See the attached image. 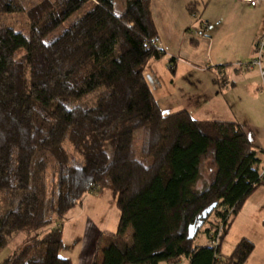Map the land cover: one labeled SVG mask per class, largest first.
<instances>
[{
    "label": "trees",
    "instance_id": "trees-1",
    "mask_svg": "<svg viewBox=\"0 0 264 264\" xmlns=\"http://www.w3.org/2000/svg\"><path fill=\"white\" fill-rule=\"evenodd\" d=\"M114 1L0 0V17L26 12L31 22L28 31L0 25V253L32 235L2 264H73L61 256L63 218L103 190L120 219L116 233L100 234L92 264H246L251 241L226 258L221 244L264 187V150L237 122L163 113L145 75L166 56L151 0H126L121 14ZM188 11L198 23L196 4ZM209 158L214 173L198 189ZM212 216L215 250L195 244Z\"/></svg>",
    "mask_w": 264,
    "mask_h": 264
},
{
    "label": "crops",
    "instance_id": "crops-1",
    "mask_svg": "<svg viewBox=\"0 0 264 264\" xmlns=\"http://www.w3.org/2000/svg\"><path fill=\"white\" fill-rule=\"evenodd\" d=\"M193 4L200 12L198 23L188 11ZM150 8L158 45L166 56L153 61L145 75L163 113L186 110L201 121L237 122L251 142L263 149L260 143L263 135L254 125L253 116L260 117L263 113L264 75L256 66L243 69L240 65L257 59L256 45L264 37V0L255 7L240 0H151ZM172 58L175 68L169 70L170 86L161 89L159 85L168 77L165 66L170 65ZM260 63L264 71V52ZM96 196H86L63 218L61 256L71 259L73 264L75 259L77 264H92L100 234L109 233L90 217L93 213L90 210L98 202ZM87 200L91 206L89 213L84 210ZM240 219L251 235L244 234L233 242L229 251L228 246L224 251L225 239ZM69 225L74 235H69V230L67 233ZM31 236L17 234L0 253V264L24 247ZM227 236L221 244V256L230 257L238 243L246 239L255 245L246 264H264V187L258 188L245 202ZM67 238L73 241L65 252Z\"/></svg>",
    "mask_w": 264,
    "mask_h": 264
},
{
    "label": "rangeland",
    "instance_id": "rangeland-1",
    "mask_svg": "<svg viewBox=\"0 0 264 264\" xmlns=\"http://www.w3.org/2000/svg\"><path fill=\"white\" fill-rule=\"evenodd\" d=\"M38 0H23L24 4L28 5L29 3L37 2ZM115 12L117 14H121L125 10L126 0H115ZM89 9V7H84L83 9L77 11L73 16L69 18L65 23H63L59 28H57L54 32H52L46 39L47 43H51L52 41L56 40L58 37H60L67 29H69L76 21H78ZM199 15V14H198ZM200 18V16H198ZM30 20L27 15V13H14V14H5L0 17V25L3 27H10L17 31H28L30 27ZM166 67V74L168 77L165 78L163 82L159 85L161 89L169 87V83L171 81V75L172 73L170 70V65L165 66ZM163 87V88H162ZM264 89V88H263ZM247 111V108L245 109ZM261 113V112H260ZM203 119H207L204 115L201 116ZM248 118L251 119V116L249 115ZM253 119H255L254 125L256 126L257 130L261 135H263L260 139V143L262 145V148L264 150V108L263 113H261L260 117L253 116ZM257 132V131H256ZM260 158L262 159L261 163V169L264 171V154L260 155ZM211 158H209L204 166L202 171V179L198 183V189H202L207 183L210 182L211 176L214 173V167L211 163ZM262 171V170H261ZM263 171L261 173H263ZM98 197V202L94 206V208L90 211L91 212L90 217L92 218V221L96 223V225H102V229H105V231H109V233H116L119 225V218L120 213L116 205V198L113 195V193L110 190H103L101 193L95 194ZM91 206H89V200L85 203L84 210L89 213V209ZM217 220L215 216H212L210 218V221L201 229V232L196 237L195 244L196 245H205L208 246L209 238L205 234V230L212 228L214 224H217ZM69 230V235H74L72 232V228L69 225V228L67 229V233ZM214 231V230H213ZM247 230V226L245 224H242V219L234 223L229 231L228 236L225 239L224 243V251L225 246H228L227 251H229V247L233 245V242L237 239H242L244 234L251 235V232ZM76 235V234H75ZM129 236H131V231H129ZM68 237V235H67ZM71 241L72 239L67 238V244H66V251L69 250L70 245H72ZM63 252V254H65ZM76 260V259H75ZM74 261V264H77V262Z\"/></svg>",
    "mask_w": 264,
    "mask_h": 264
},
{
    "label": "built area",
    "instance_id": "built-area-1",
    "mask_svg": "<svg viewBox=\"0 0 264 264\" xmlns=\"http://www.w3.org/2000/svg\"><path fill=\"white\" fill-rule=\"evenodd\" d=\"M240 1L245 3V4L250 5L252 7H255V6L259 5L260 2H261V0H240ZM256 51H257V54H256L257 55V59L251 64L240 65V67L243 68V69H250V68H252V66H256L261 71V74L264 75V71L262 70L261 63H260L261 57H262L263 52H264V37L261 38V40L258 41V43L256 45ZM262 176L264 177V171L262 173ZM213 236H211L209 238L208 247L213 249V250H215V249L218 248L219 243H220V234L217 235V236H214V237Z\"/></svg>",
    "mask_w": 264,
    "mask_h": 264
},
{
    "label": "water",
    "instance_id": "water-1",
    "mask_svg": "<svg viewBox=\"0 0 264 264\" xmlns=\"http://www.w3.org/2000/svg\"><path fill=\"white\" fill-rule=\"evenodd\" d=\"M211 212H212V209H210V210L208 211V213H211ZM206 216H207V214L205 215V218H206ZM202 226H203L202 223L199 224V227H202ZM195 234H196V232H195L194 228H192V229L190 230L189 238H190V239H193L194 236H195Z\"/></svg>",
    "mask_w": 264,
    "mask_h": 264
}]
</instances>
